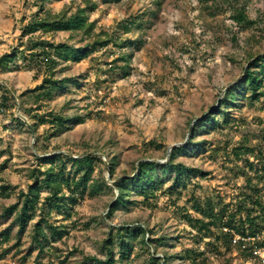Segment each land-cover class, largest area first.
I'll return each instance as SVG.
<instances>
[{
  "label": "rangeland",
  "instance_id": "rangeland-1",
  "mask_svg": "<svg viewBox=\"0 0 264 264\" xmlns=\"http://www.w3.org/2000/svg\"><path fill=\"white\" fill-rule=\"evenodd\" d=\"M94 1L98 8L89 19L95 22L100 38L111 43L82 62L69 63L68 68H63L66 63L61 61L59 79L74 81L44 100L31 119L25 116L28 127L39 123L36 115L89 116L84 124L55 136L50 123L39 125L35 133L16 120L18 110L23 115L27 107L36 109L27 91L41 84L45 74H37L19 55L22 51L29 55L22 30L36 14L58 13L65 5L75 12L85 4L83 0H0V58L15 51L19 55L12 71L0 74V82L11 89L9 96L0 89V186L13 188L10 197L0 193V240L2 232L10 230V241L0 246V264L105 260L104 245L110 235L117 237L118 228L137 225L152 231L147 238L153 242L146 247L140 239L132 241L126 264H152L153 257L164 260V253L168 264H193L194 260L197 264H264L262 250H256L253 259L234 248L229 250L220 235L225 218H218L226 210V215H236L237 221L245 220L240 206L244 201L253 206L248 194L264 204V96L252 101L250 90L240 92L236 105L226 108L227 116L219 115L216 123L197 131L192 147L176 163L204 175L198 173L176 185L173 178L164 177L165 184L147 201L133 194L129 196L132 203L112 217L107 214L118 192L104 186V180H111L106 162L114 157L115 178L133 174L137 160L149 155L166 163L167 158L160 159L164 152L172 145L185 146L198 122L221 107L228 89L244 83L250 63L264 55V0ZM237 11L256 23L238 25L234 20ZM38 36L76 47L90 43L81 34ZM122 42V47L117 46ZM249 51L257 54L252 60H247ZM123 55L129 57V66L119 60ZM260 91L264 93V80ZM152 140L162 148L152 150L148 144ZM90 152L103 155L104 164H96L91 181L103 191L92 194L87 189L83 197L73 192L77 202L67 201L65 214L53 213L49 218L66 234L60 240L51 239L40 252L32 238L39 216L20 234L15 216H3L4 210L16 204L19 193L27 192L33 184V171L48 168L40 161L42 157ZM70 171L72 164L68 163L67 174ZM70 192L65 190L67 196ZM47 195L42 191V197ZM207 201L214 207L212 215L205 212ZM196 202L202 210H197ZM254 214L264 215L260 209ZM185 215L209 223L210 231L191 225ZM262 227L258 239L264 235V223ZM118 243L116 238L115 258L120 264ZM88 264L97 263L89 260Z\"/></svg>",
  "mask_w": 264,
  "mask_h": 264
},
{
  "label": "trees",
  "instance_id": "trees-1",
  "mask_svg": "<svg viewBox=\"0 0 264 264\" xmlns=\"http://www.w3.org/2000/svg\"><path fill=\"white\" fill-rule=\"evenodd\" d=\"M105 3L109 0H103ZM119 3L123 0H114ZM85 7L78 9L74 12L71 5H65L63 9L58 13H52L46 11L43 14L34 15L31 20L26 23L22 30V36L27 37L26 49L29 51V55L25 56V52L22 51L21 55L24 60L29 64L32 70H37V74L45 72L41 84L34 89L27 91L28 96L31 98L32 106L23 110V115L28 119L36 110H40L42 102L46 99H50L54 92H63L69 82H73V79H59V67L61 61L66 65L63 68H68L69 63H79L83 60L90 58L94 53L109 46L111 41L108 39H101L99 33L95 32V22H91L89 15L91 12L98 8L97 1L83 0ZM234 20L238 25L249 24L253 25L256 22L249 19V17L243 11H237L234 15ZM141 28V25H138ZM125 30L129 32L128 25H124ZM59 32H66L72 35L81 34L90 40L85 46L76 47L69 44H56L54 42L41 39L38 34H56ZM124 45V42L117 44V46ZM18 53L12 52L3 55L0 58V74L3 71H12L15 61L18 58ZM257 54H253L250 51L247 52V60H252ZM125 66H129V57L123 55L120 59ZM127 68V67H126ZM264 80V55L253 60L250 63L249 70L244 76V83H239L232 89H228L227 97L221 102V107L216 111L207 115L203 120L198 122V125L191 131V136L188 143L182 147H174L171 151L169 160L162 164L154 160L152 155L137 160L138 166L131 175H125L121 178H115L116 171V157L108 161L109 172L112 181H117L113 186H110L107 181L104 180V186L107 189H116L118 197L110 205L108 217H112L116 211L125 209L127 205L131 204L129 196L137 194L147 201L155 191L159 190L164 184V177L173 178L174 184L180 182L184 178H191L197 176L198 173L204 175V173L196 168L189 167L183 163H176V160L182 156L183 152H188L192 147V140L195 138L197 131H204L207 125L216 123L217 116H227L226 108L236 105V102L241 95L240 92L244 90H250L251 100L258 101L264 93L261 92V85ZM0 89L9 96L11 91L5 86L0 85ZM24 98V95H22ZM19 98V97H18ZM5 101H8L6 97ZM88 116V115H87ZM39 123H34L31 127L23 122L20 118H16L17 122L23 126L30 128L31 131L37 132L38 127L41 124L50 123L51 128L54 129V135L58 136L65 130H69L74 125L84 124L89 116L76 115L69 117L63 114H51L48 117L36 115ZM47 118V119H46ZM70 122V123H69ZM152 150H158L162 148L160 143L152 140L149 143ZM100 151V149H97ZM167 152V151H166ZM166 152L160 159H166ZM72 153H56L48 157H42L40 161L43 164L48 165L45 171H33L31 177L34 179L33 184L29 185L27 192L21 191L18 195V202L4 210L3 216H15L14 224L19 226V233L22 234L26 231L27 226L32 222L36 216H39L40 220L35 225V231L33 233V243L37 244L40 252L45 251L46 246L50 240L62 239L66 234L65 230L55 227L49 221L53 213L57 215L66 213L67 201L73 203L77 202L75 197V191L79 192L81 197L85 194L87 189H91L92 194H98L103 191V188L98 183H91L92 176L96 170V164H104L102 157L98 155H90L81 159L71 157ZM87 154V153H84ZM82 154V155H84ZM81 156V155H78ZM146 160V161H142ZM72 164V171L67 174V164ZM74 188V189H73ZM256 187H253L255 189ZM11 186H0V193L3 196L10 197L12 194ZM69 190L70 195L65 194V190ZM47 191L48 195L42 197V191ZM247 198L252 202L250 207L246 201L240 206V210L246 215L245 220H236V215H226V210H222L219 220L223 223V229L220 231L221 237L227 240V246L229 250L232 248L243 252L247 258H254L256 250L264 251V235L262 239L260 236L263 234L264 215L254 214L260 209L264 213V204L255 195L248 194ZM197 210L201 209V204L196 202ZM207 214L212 215L214 213V207L210 201L206 204ZM187 221L193 226H199L201 230L210 231V224L205 223L203 220L195 219L192 215H185ZM43 224L47 225L50 233H47V229ZM262 224V225H261ZM152 231L146 228L144 225H137L133 227H122L117 230V237L110 235L109 239L105 241L104 248L106 250V259L100 260L96 257L86 259L88 261L96 262L97 264H117L115 258L114 246L116 238L118 243V254L120 264H126L125 260L128 257L130 250L132 249V241L140 239V243L143 246H150L153 241L147 238V235ZM2 239L0 240V246L10 241V230L7 229L2 232ZM238 240H235V237ZM235 241V242H234ZM234 243V244H233ZM158 252V250H156ZM168 256L164 253V260L153 257L151 259L152 264H162L161 261L167 263ZM193 264H197L194 260Z\"/></svg>",
  "mask_w": 264,
  "mask_h": 264
},
{
  "label": "water",
  "instance_id": "water-1",
  "mask_svg": "<svg viewBox=\"0 0 264 264\" xmlns=\"http://www.w3.org/2000/svg\"><path fill=\"white\" fill-rule=\"evenodd\" d=\"M0 84L1 85H3V86H5L8 90H10L11 91V89L7 86V84H5L4 82H0ZM14 95V94H13ZM14 97H15V95H14ZM17 118H20L23 122H25L27 125H30V123H29V121H28V119L25 117V116H23V115H21V113H20V110H18V112H17ZM177 145H172V146H170L169 148H168V150H167V156H166V162L169 160V157H170V154H171V151H172V149L174 148V147H176ZM65 154H68L69 155V153H65ZM90 155H98V156H103L102 154H100V153H97V152H90V153H87V154H84V155H81V156H73V155H70L71 157H73V158H76V159H81V158H84V157H87V156H90ZM142 161H146V160H142ZM141 162V161H140ZM139 162V163H140ZM138 163V164H139ZM160 163H162V164H164V162H160ZM106 166H107V169H108V171H109V163L108 162H106ZM110 173V172H109ZM111 175H109V177H110ZM107 182H108V184L109 185H114L117 181H111L110 179H107Z\"/></svg>",
  "mask_w": 264,
  "mask_h": 264
}]
</instances>
